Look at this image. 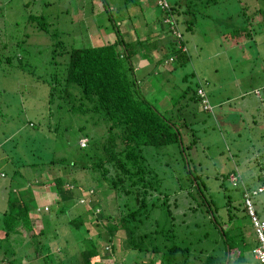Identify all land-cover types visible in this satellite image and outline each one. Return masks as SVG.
<instances>
[{"label":"rangeland","instance_id":"rangeland-1","mask_svg":"<svg viewBox=\"0 0 264 264\" xmlns=\"http://www.w3.org/2000/svg\"><path fill=\"white\" fill-rule=\"evenodd\" d=\"M24 1L26 0H0V4L2 3L0 31L6 33L4 41L0 43L2 49L0 50V168L8 173L0 184V255L4 254V247L13 248L20 244L17 240L12 241L13 236L3 240L5 236L3 213L9 207L7 198L20 195L27 200L31 196L27 193L30 191L35 198L40 197L41 200L45 197V201L41 202L34 212L37 213L39 209H43L49 217L36 214L39 215L33 219L36 234L39 236L45 229L43 224L50 223L51 230L49 229L46 235L48 238L46 236L42 238L46 237L54 253H60L61 249L63 251L61 254L64 256L74 251L73 245L82 236L75 230L73 233L69 232V227L65 224L69 218L78 214V209L72 205L67 206V203H59L52 198L55 194L47 188V185L49 186L53 181H49L43 187L38 188L34 184L29 187L30 180H34L32 173L43 171L44 178V175L50 172L53 177L63 175L67 180L78 183L74 189V198L79 199L81 204L88 196L82 195L80 187L86 188V184L91 183L90 173L79 170L69 171L64 166L58 169L55 165L20 167L21 172L29 175L30 179L27 176L25 180L15 177L14 182L11 183V179L15 176V169L19 168L18 164L32 163V159L39 156L44 159L51 158L55 152L53 150L55 144H58L56 156H65L67 149H64L63 143L65 139L75 137V130L77 133V128L83 120L80 116L64 109L53 115V118L58 116L59 123L57 119H54V122L60 124L61 131L43 130L49 119L46 116L45 121L43 120L50 90L49 85L43 80L49 78L54 71L62 72L68 62V55L64 54L63 57L57 58V65L52 63L53 40L46 32L28 24L27 15L31 11L26 8ZM167 1L171 8L179 0ZM182 1L185 5L187 0ZM47 2L50 4L46 6ZM106 3L110 7V12L106 10ZM157 3L159 4V0H129L128 2L127 0H106V2L104 0H33L30 8L35 11L34 13H37L39 8L48 16L50 30L56 31L58 38L67 47L101 45L115 39L116 31L113 30L111 19H109L111 14L121 26L122 32H128V35L124 36L130 42L138 41L151 32L152 39L158 38L159 55H162L168 38L175 39L174 35L179 34L175 26L179 25V21L178 24L173 21L170 26L173 32L167 34V29L163 30L161 25L156 23L158 18L163 16V7L158 6ZM261 7H264V0H215L210 3L199 0L191 9L190 18L194 21L193 29L187 31L181 23L179 25L190 54V60L184 66L179 67L176 64L175 68V61H171V58L163 65L157 66L155 61H152L154 52L145 51L133 58L135 65L140 68L137 69V75H142L140 82L144 92L151 98L157 99L159 106L170 107L168 95L171 93L172 97H178L188 84L182 80L186 74L194 72L193 77L189 76V84L195 85L196 81L202 84L211 103L210 108L209 104L198 107V104L192 103L195 105V114H193L190 106L177 109L185 103V101L181 103L180 100L174 107L176 117L179 115L186 121H192L190 125L188 124V128L184 126H182L183 129L181 128L182 133L184 132L185 145L190 144L193 139L197 140L194 147L186 151L189 166L199 180L203 179L208 186L206 196L209 200H213L220 209L219 214L222 213L226 218L220 221L224 220V224L231 223V228L235 225L244 226V231L251 236L250 238H253L254 229L250 218L244 213L234 209L240 216L238 221L230 222L227 219L229 215L225 196L230 195L234 205H237L240 198V192L234 187L237 178L235 179L232 175L231 182L226 180L225 190L220 187V179L231 171H238L244 178L249 176V181H255L259 171L257 163L260 161L264 165V23L248 19L246 15ZM150 11L155 15L151 16ZM168 20L167 17L164 18V23L166 24ZM249 26H251L250 35L246 29ZM240 30H243V34ZM19 39L23 40V43L17 45L16 42ZM5 55L11 57L10 63L4 62ZM20 62L23 68L19 66ZM154 64L157 69L152 70L156 67ZM149 71H151L150 74L147 73ZM206 108H209L210 112L205 111ZM100 130L99 128L95 131L100 132ZM78 143L84 146L86 139L82 138ZM158 152L156 160L161 163L158 172L163 184L162 188L170 194L172 204L169 207L155 209L150 221L153 223L158 221L159 228L166 229L172 228L173 223L178 231L183 230L180 238L184 244L191 239L190 230H187L186 226L195 220L208 224V227L201 226L196 229L193 227L195 231L192 234L196 238H199L204 230L209 231L211 236H216L214 226L208 223L207 215L201 211L202 208L199 207L194 213L188 208V204L194 205V203L187 198H179V184L187 185L179 147L173 144L158 149ZM40 180L42 178L36 179V182ZM4 185L7 187L3 188ZM90 189L97 192V197L101 201L100 209L109 212L116 206L114 193L104 184ZM50 199L53 201L50 202ZM260 199L264 203V193L260 195ZM77 208L83 211L85 206L79 205ZM168 209L175 216V221L168 217ZM179 214H182L180 218ZM179 222L184 225L179 227ZM58 225L60 227H57ZM25 231L31 239L27 246L22 244L19 247V252H16L18 257L24 254L31 257L42 255V252L37 254V250L35 251L37 244L34 242L35 237L31 236L33 230L25 229ZM104 235L105 239L101 241L103 246L108 240L106 233ZM36 240L38 241L37 236ZM28 241L27 238L25 243ZM112 243L113 256L106 260L111 264H133L135 255L124 254L121 236L115 237ZM212 243V237L203 241L197 239L194 248L199 250L202 247H211ZM149 245H155L154 241ZM247 254L251 256V251ZM18 261L29 264L25 257H20ZM141 261L142 258H138V262L141 263ZM252 261L255 264L253 259ZM36 262L39 264L38 260Z\"/></svg>","mask_w":264,"mask_h":264},{"label":"trees","instance_id":"trees-1","mask_svg":"<svg viewBox=\"0 0 264 264\" xmlns=\"http://www.w3.org/2000/svg\"><path fill=\"white\" fill-rule=\"evenodd\" d=\"M32 1H24L26 8L31 11L27 15V22L34 28L46 32L53 40L52 63L57 65V58L63 57L64 54L68 55L65 69L62 72L54 71L49 78L43 80L50 87L47 110L43 120L45 121L46 116L49 119L48 124L44 125L43 123V130L60 132V124L54 122V119H57L59 123V118L58 116L53 118V115L64 111V109L80 116L83 120L77 128V133L75 130V137L65 139L63 143L64 149H67L65 156H56V145L58 144H55V149L53 148L55 152L51 158L44 159L39 156L33 158L32 163L18 164L19 168L15 169V176L11 179V183L14 182L15 177L25 180V176H27L30 179L29 175L21 172L20 167L38 165L41 167L55 165L58 169H62L64 166L69 171L87 172L90 173L92 180L89 185L86 184V188L80 187L82 195L88 196L81 204L79 199L74 198V189L78 183L67 180L63 175L53 177L50 172L44 175V178L43 171H41L42 173H32L34 180H30L29 187L34 184L39 188L49 181H53L52 184L47 185V188L55 194L54 197H51L59 203H67V206L72 205L78 209V214L69 218L65 224L69 227V232L73 233L75 230L78 231V234H82L81 239H77L73 245L74 251L70 254L66 253L63 256L61 249L60 253H54L52 245L46 239L50 223L43 224L45 229L39 236L34 227V217L37 218L40 215L49 218L43 209H39L37 213L34 212L41 202L45 201V197L40 200V197L35 198L32 192L28 191L27 193L31 196L27 200H24V196L20 197V195L7 198L9 207L3 213V228L5 230L3 240L13 236L12 241L17 240L20 244L13 248L4 247L0 264H22L18 261L20 257L27 258L29 264H37L36 260L39 264H111L106 258L111 259L113 256L112 241L118 236H121L124 254L135 255L133 264H253L252 259L255 264H260L252 255L248 256L247 254L258 244L255 231L253 230V238H250L251 236L245 233L244 226H237L234 223L235 226L231 228V223L224 224L226 218L222 213L219 214V207L206 196L208 186L203 179L199 180L189 166L186 151L193 148L197 140L193 139L190 144L185 145L182 126L187 127L192 121H186L179 115L176 117L174 107L177 106L179 100L181 103L185 101L184 104L182 103L183 106L177 109L190 106V110L195 114V105L192 103L198 104V107L203 106L202 100L206 98L210 108L211 103L202 84L198 81L195 82V85L189 84V76L193 77L194 72L186 74L182 80L188 84L178 97H172L171 93L168 95L170 107L159 106L156 102L157 99L151 98L144 92L140 82L142 75H137V69L140 68L133 61L135 56L146 51L155 53L152 61H155L157 66L163 65L169 58L171 61H175V68L176 64L179 67L184 66L190 60V54L179 25L185 26L187 31L193 29L194 21L190 18L191 9L196 6L199 0H187L185 5L182 0H179L171 8L169 4V7L161 9L163 16L156 19V23H159L163 30L167 29V34L173 32L170 27L173 21L177 24L179 21V25H175L179 31V34L174 35L175 39H170L167 34L165 35L168 38V43L162 55H159L158 38L152 39L151 32L142 36L143 38L141 37L138 41L130 42L124 36L128 32H122L121 26L111 14H109V19H111L113 30L116 31L115 39L101 45L67 47L58 38L57 32L50 30L51 24L47 20L48 16L39 8L37 13H34L35 11L30 8ZM104 1L106 2V0ZM214 1L206 0L207 3ZM45 4L47 6L50 3ZM106 10L110 12L107 3ZM246 15L248 19L264 23V7L254 10L249 15L246 13ZM166 17L169 20L165 24L164 18L166 19ZM250 27H246L248 35L251 34ZM240 32L243 34V30ZM5 36L6 33L0 31V43L4 41ZM22 41L19 39L16 44L20 45ZM0 50L2 49L0 48ZM5 58V63L11 62L10 56L5 55ZM19 66L23 68L21 62ZM157 66L152 70L157 69ZM147 73L150 74L151 71ZM200 89L204 91V97L199 94ZM209 108L204 110L209 111ZM99 128L100 132L95 131ZM192 134L194 135V132ZM82 138L86 139L84 146L78 143ZM173 144L179 147L187 177L186 186L179 184V198L184 197L194 203V205L188 204L189 210L193 212L197 211L199 207L202 208L201 211L207 215L208 223L214 226L216 236H211L209 231L204 230L200 234L201 236L196 238L193 235L195 231L193 227L195 229L201 226L208 227V224L195 220L186 226L187 230H190L191 239L184 244L180 238L183 230L178 231L173 223L172 228L166 229L165 227L159 228L158 221L156 223L150 221L155 209L169 207L172 204L170 194L162 188L163 184L158 172L161 163H158L156 159L159 155L158 149ZM261 163L260 161L257 163L259 171L257 177L255 176V181H249V176L244 178L238 171H231L221 177L220 187L225 190V181L231 182L230 177L236 176L234 187L240 192L237 205L233 204L230 195L225 196L228 221H238L240 216L234 209L250 218L245 205V194L264 185V165ZM165 167H167L166 164ZM0 174H2L0 176L1 184L8 173L5 169L0 168ZM39 178L42 180L36 182V179ZM101 184L114 193L116 206L109 212L99 208L101 206L100 198L97 197V192L94 189H90L101 186ZM11 185L13 186V184ZM5 187L7 186L4 185L3 188ZM263 193L264 191L254 197L251 195L255 211L262 220H264V203L260 200V195ZM51 201L53 199H50ZM79 205L85 206V209L82 211L81 208H77ZM168 212V217L175 221L176 218L172 211L168 209ZM181 215L179 214V218ZM223 218L224 220L220 221ZM182 225L184 224L179 222V227ZM23 228L33 230L31 236L35 237L34 242L37 244L35 251L37 250V254L42 252V255L31 257L24 254L18 257L16 252H19V247L29 243L31 239ZM104 232L108 236V240L107 244L103 246L101 241L105 239ZM42 236L46 237L42 238ZM209 237L213 238L211 247H202L199 250L194 248L197 239L203 241ZM27 238L29 241L25 243ZM153 241L155 245H149L153 244ZM138 258H142L141 263L138 262ZM64 260H66L65 263Z\"/></svg>","mask_w":264,"mask_h":264},{"label":"built area","instance_id":"built-area-1","mask_svg":"<svg viewBox=\"0 0 264 264\" xmlns=\"http://www.w3.org/2000/svg\"><path fill=\"white\" fill-rule=\"evenodd\" d=\"M160 5H162L163 8L169 7V3L167 2V0H161ZM199 94L204 97V91L202 89L199 90ZM202 103L207 106L208 100L206 98H204L202 100ZM85 144V143H84ZM2 174H0L1 176ZM234 176V175H233ZM236 179V176H234ZM237 180V179H236ZM236 182V181H235ZM234 182V183H235ZM264 191V185L259 187L258 189L246 192L245 197H246V201H245V205H246V209L247 212L250 216L252 225H253V229L255 231L257 240H258V244L257 246H255L254 248H252L251 250V255L253 256V258L258 261L260 264H264V220L260 219L255 211V205L253 202L252 197L256 196L258 193ZM251 195H253L251 197Z\"/></svg>","mask_w":264,"mask_h":264},{"label":"crops","instance_id":"crops-1","mask_svg":"<svg viewBox=\"0 0 264 264\" xmlns=\"http://www.w3.org/2000/svg\"><path fill=\"white\" fill-rule=\"evenodd\" d=\"M151 8V7H150ZM150 10H152V9H150ZM150 13H151V11H150ZM152 15L151 16H154L155 14H153V13H151ZM261 200V199H260ZM0 257H2V255H0ZM252 263H253V261H252ZM254 264V263H253Z\"/></svg>","mask_w":264,"mask_h":264}]
</instances>
